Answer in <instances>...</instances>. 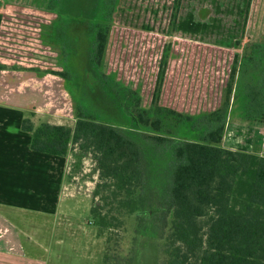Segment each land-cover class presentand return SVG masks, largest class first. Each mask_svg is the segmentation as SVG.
I'll list each match as a JSON object with an SVG mask.
<instances>
[{
    "label": "rangeland",
    "instance_id": "1",
    "mask_svg": "<svg viewBox=\"0 0 264 264\" xmlns=\"http://www.w3.org/2000/svg\"><path fill=\"white\" fill-rule=\"evenodd\" d=\"M47 2L0 0L1 109L19 108L35 126L46 122L73 127L78 91L75 79L69 93L64 78L55 72L63 70L61 55L44 37L57 15L47 10ZM62 2L67 16L64 41L73 40L74 71L83 81L88 104L95 91L86 74L85 29L89 21L100 18L90 15L93 0ZM175 2L121 0L109 19L105 69L139 88L145 103L158 86L162 104L190 113L211 110L223 97L234 54L242 52L233 48L234 41L241 35L255 39L264 32V0ZM243 137L242 143L250 142ZM14 153L0 154V241L5 247L6 239L14 235L11 257L18 258V264H103L106 251L118 259L133 255L138 236L133 215L103 232L91 216L90 209L99 200L93 194L99 170L91 151L71 146L64 169L56 174L59 186L50 183L49 167H40L44 173L32 171V154L27 157L31 162H22V172L15 175L5 163ZM160 248L151 243L140 264H161Z\"/></svg>",
    "mask_w": 264,
    "mask_h": 264
},
{
    "label": "trees",
    "instance_id": "2",
    "mask_svg": "<svg viewBox=\"0 0 264 264\" xmlns=\"http://www.w3.org/2000/svg\"><path fill=\"white\" fill-rule=\"evenodd\" d=\"M62 1L47 2L57 18L44 38L59 50L63 70L55 72L69 93L75 79V123L35 126L24 118L21 127L34 151L66 156L78 145L93 153L99 200L90 213L100 232L134 216L133 255L118 259L106 251L103 264H140L154 241L161 264H264V155L222 145L228 120L264 122V32L234 41L242 52L234 54L219 105L183 112L159 102L160 87L145 103L139 88L105 69L109 19L121 0H93L90 15L100 20L85 29L86 74L95 91L86 104L73 40L65 42Z\"/></svg>",
    "mask_w": 264,
    "mask_h": 264
},
{
    "label": "crops",
    "instance_id": "3",
    "mask_svg": "<svg viewBox=\"0 0 264 264\" xmlns=\"http://www.w3.org/2000/svg\"><path fill=\"white\" fill-rule=\"evenodd\" d=\"M234 49L236 50V48ZM2 105L3 104H0V136H2V138L0 137V140H2L0 141V154L5 150L15 152L14 154H9L10 158L8 162L5 163H9L8 165L11 167V169H14V171H16L15 175H17L19 172H22L24 168L23 166H21L22 162H31L27 157L32 154V156L35 157L32 162V165L35 166V168H33L32 171L36 173H44L45 170H41L40 167L44 166L46 167V169L47 167H49L46 174L50 180V183L54 186H59L60 178L57 179V177L59 176H56V174H58L57 171L59 169H64V156L50 155L32 150L29 147L30 134L26 131H23L21 127L22 121L25 118L23 110H20L16 107L11 108V110H6L5 107L4 109H1ZM263 133L264 122H255L253 124H248L230 119L226 123L222 145L233 150L256 152L260 155H264V148H262L261 146V138ZM236 134H238V136ZM243 136H245L246 139L250 142L242 143L241 138H244ZM7 137L9 138L8 140L6 139ZM33 152H36V154ZM44 154L48 155V158H45ZM40 157H43V159H40ZM25 158H27L28 160ZM1 161H3V168H5L4 160ZM25 171H28V169H25ZM63 175L64 173L61 174V179ZM49 207H51V205L48 206L47 204H45V208ZM14 241H16L14 235L6 239V241L4 242L5 247L2 246L3 243L0 241V264H18V258L11 257V255H13V253L11 252L13 251L11 250L10 243Z\"/></svg>",
    "mask_w": 264,
    "mask_h": 264
},
{
    "label": "built area",
    "instance_id": "4",
    "mask_svg": "<svg viewBox=\"0 0 264 264\" xmlns=\"http://www.w3.org/2000/svg\"><path fill=\"white\" fill-rule=\"evenodd\" d=\"M226 139H227V137H226ZM261 146H262V148H264V133L262 134V138H261Z\"/></svg>",
    "mask_w": 264,
    "mask_h": 264
}]
</instances>
